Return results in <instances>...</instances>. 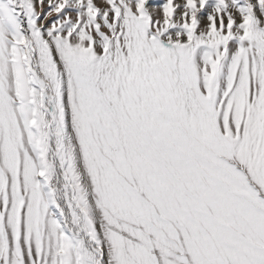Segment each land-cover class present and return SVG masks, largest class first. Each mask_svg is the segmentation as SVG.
I'll return each instance as SVG.
<instances>
[{"label":"snow or ice","instance_id":"6c2138e0","mask_svg":"<svg viewBox=\"0 0 264 264\" xmlns=\"http://www.w3.org/2000/svg\"><path fill=\"white\" fill-rule=\"evenodd\" d=\"M0 264H264V0H0Z\"/></svg>","mask_w":264,"mask_h":264}]
</instances>
